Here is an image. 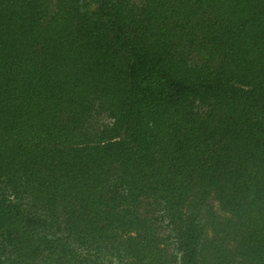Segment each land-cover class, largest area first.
Returning a JSON list of instances; mask_svg holds the SVG:
<instances>
[{
  "label": "trees",
  "instance_id": "trees-1",
  "mask_svg": "<svg viewBox=\"0 0 264 264\" xmlns=\"http://www.w3.org/2000/svg\"><path fill=\"white\" fill-rule=\"evenodd\" d=\"M24 218L0 264H264V0H0Z\"/></svg>",
  "mask_w": 264,
  "mask_h": 264
},
{
  "label": "rangeland",
  "instance_id": "rangeland-1",
  "mask_svg": "<svg viewBox=\"0 0 264 264\" xmlns=\"http://www.w3.org/2000/svg\"><path fill=\"white\" fill-rule=\"evenodd\" d=\"M26 218L21 220V225L15 227L16 229H10L14 225H5L4 228H0V255L3 259L14 260L18 257L19 253L17 252L24 244L22 240V235L25 233L24 225H26ZM18 238L19 240H17Z\"/></svg>",
  "mask_w": 264,
  "mask_h": 264
}]
</instances>
